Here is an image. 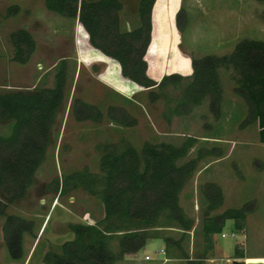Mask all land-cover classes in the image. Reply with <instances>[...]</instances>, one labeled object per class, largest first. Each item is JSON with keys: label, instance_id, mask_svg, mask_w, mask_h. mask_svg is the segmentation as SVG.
Segmentation results:
<instances>
[{"label": "rangeland", "instance_id": "rangeland-1", "mask_svg": "<svg viewBox=\"0 0 264 264\" xmlns=\"http://www.w3.org/2000/svg\"><path fill=\"white\" fill-rule=\"evenodd\" d=\"M119 1L121 29L136 28L139 0ZM10 7L17 11L8 16ZM180 10L183 15L178 19ZM151 22L145 55L147 75L157 84L169 76L181 80L142 89L122 77L115 61L91 47L76 19L48 12L44 0H0V94L52 88L62 62L66 73L63 101L45 159L24 198L6 209L7 215L32 221V234L23 235L21 258H11L2 236L5 218L0 217V264H43L46 252H57L72 240L70 224H92L103 217L95 196L70 185L62 188L64 178L73 173L87 170L100 174L98 148L103 144H130L139 150L145 142L180 146L189 139L193 146L178 164L203 154L179 195L180 207L193 220L191 230L160 228L155 232L157 239L149 240L138 253L124 256L118 264H187L198 259L202 264H246L264 260V144L259 142L257 123H247L248 107L236 91L232 72L218 70L222 89L218 117L210 111L207 98L188 113H172L191 80L192 59L229 55L243 39L264 41V1L155 0ZM19 29L28 31L35 42L33 54L22 65L12 61L10 41V34ZM77 99L95 107L101 117L76 120L72 106ZM110 107L123 109L135 125L120 126L112 121L107 115ZM11 125L10 121L0 122V135L8 136ZM207 183L219 186L223 195L222 205L211 216L254 204L245 229L236 232L233 222L227 221L222 233L213 237L210 258L201 260L208 206L202 189ZM0 200L5 201L1 190ZM167 238L171 242L166 248ZM112 249L116 251V241ZM235 250L244 258H236Z\"/></svg>", "mask_w": 264, "mask_h": 264}, {"label": "trees", "instance_id": "trees-1", "mask_svg": "<svg viewBox=\"0 0 264 264\" xmlns=\"http://www.w3.org/2000/svg\"><path fill=\"white\" fill-rule=\"evenodd\" d=\"M263 2L264 0H257ZM155 0H139L138 26L123 31L120 26L122 4L119 0H44L45 9L55 15L76 19L88 36L92 48L115 61L122 77L142 89L163 86L180 76L164 77L159 84L147 75L146 51L152 32L151 15ZM17 11L10 7L7 15ZM183 10L178 13V19ZM13 45L12 61L25 64L35 50V42L28 31L19 29L10 34ZM219 69L230 70L237 93L248 107L249 122L258 125V138L264 144V41L243 39L229 55H208L191 60V80L184 86L175 115L188 113L209 100L210 111L218 117L222 100ZM65 63L54 76L52 88L31 93L0 94V122H12L10 134L0 135V217L4 245L13 259L22 256L24 234H32L34 223L16 215H7L9 204L24 198L34 176L43 163L49 147L57 111L62 104L65 88ZM174 82V81H172ZM76 120H98L101 113L93 106L75 100L72 106ZM108 117L120 126H134L135 120L123 109L110 107ZM246 123V122H245ZM189 139L180 146L168 143H143L137 150L130 144H103L99 149L100 174L87 170L64 178L62 188L70 185L82 188L95 196L103 210V217L92 224H70L72 240L64 242L59 251H48L43 264H116L129 254L138 253L147 242L157 239L160 228L190 231L193 220L179 205V195L195 172L203 154L183 164L178 161L193 146ZM59 186V184L57 185ZM208 201L203 219V259L210 258L214 249L213 237L221 234L227 221L236 232L245 229L247 216L254 203L239 209H226L219 215L210 213L222 205L219 186L207 183L202 189ZM116 241V251L112 243ZM171 242L165 239L166 248ZM236 258H244L235 250ZM261 261L264 260H248ZM187 264H202L188 260Z\"/></svg>", "mask_w": 264, "mask_h": 264}, {"label": "water", "instance_id": "water-1", "mask_svg": "<svg viewBox=\"0 0 264 264\" xmlns=\"http://www.w3.org/2000/svg\"><path fill=\"white\" fill-rule=\"evenodd\" d=\"M246 264H263L261 262H247Z\"/></svg>", "mask_w": 264, "mask_h": 264}, {"label": "bare ground", "instance_id": "bare-ground-1", "mask_svg": "<svg viewBox=\"0 0 264 264\" xmlns=\"http://www.w3.org/2000/svg\"><path fill=\"white\" fill-rule=\"evenodd\" d=\"M251 262H261V261H251ZM261 263H263V262H261ZM264 264V263H263Z\"/></svg>", "mask_w": 264, "mask_h": 264}, {"label": "crops", "instance_id": "crops-1", "mask_svg": "<svg viewBox=\"0 0 264 264\" xmlns=\"http://www.w3.org/2000/svg\"><path fill=\"white\" fill-rule=\"evenodd\" d=\"M145 260V259H144ZM146 260H148V259H146ZM149 261V260H148ZM116 264H118V262L116 263Z\"/></svg>", "mask_w": 264, "mask_h": 264}, {"label": "built area", "instance_id": "built-area-1", "mask_svg": "<svg viewBox=\"0 0 264 264\" xmlns=\"http://www.w3.org/2000/svg\"><path fill=\"white\" fill-rule=\"evenodd\" d=\"M146 259H148V257H146Z\"/></svg>", "mask_w": 264, "mask_h": 264}]
</instances>
